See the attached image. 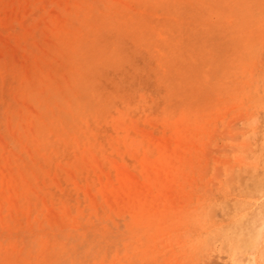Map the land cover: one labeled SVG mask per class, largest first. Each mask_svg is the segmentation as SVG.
Masks as SVG:
<instances>
[{
	"label": "rangeland",
	"instance_id": "rangeland-1",
	"mask_svg": "<svg viewBox=\"0 0 264 264\" xmlns=\"http://www.w3.org/2000/svg\"><path fill=\"white\" fill-rule=\"evenodd\" d=\"M250 260L264 0H0V264Z\"/></svg>",
	"mask_w": 264,
	"mask_h": 264
},
{
	"label": "bare ground",
	"instance_id": "bare-ground-1",
	"mask_svg": "<svg viewBox=\"0 0 264 264\" xmlns=\"http://www.w3.org/2000/svg\"><path fill=\"white\" fill-rule=\"evenodd\" d=\"M174 2V1H173ZM212 2V1H211ZM167 3V2H166ZM166 3H165V5H166ZM200 3V2H199ZM207 3V2H206ZM223 3V2H222ZM234 3V2H233ZM236 3V2H235ZM212 5V4H211ZM217 6V5H216ZM161 7V6H160ZM211 7V6H210ZM226 7V6H225ZM161 9H163V8H161ZM210 9V8H209ZM230 9V8H229ZM231 12V11H230ZM212 15V14H211ZM214 15V14H213ZM124 16V15H123ZM140 16V15H139ZM141 17V16H140ZM181 18V17H180ZM123 20V19H122ZM182 20V19H181ZM148 21V20H147ZM122 22V21H121ZM142 22V21H141ZM172 22V21H171ZM132 23V22H131ZM148 24V23H147ZM169 24V23H168ZM158 25V24H157ZM188 25V24H187ZM186 25V26H187ZM213 25V24H212ZM130 26V25H129ZM211 26V25H210ZM187 27H190V26H187ZM214 27V26H213ZM131 28H132V26H131ZM147 28V27H146ZM209 29V28H208ZM149 31V30H148ZM153 31V30H152ZM217 32V31H216ZM131 33V32H130ZM140 35V34H139ZM148 35V34H147ZM202 35H203V33H202ZM208 35V34H207ZM129 36H131V35H129ZM134 36V35H133ZM206 36V35H205ZM127 38V37H126ZM211 39V38H210ZM129 40V39H128ZM132 41V40H131ZM139 42V41H138ZM136 45H137V43H135ZM149 47V46H148ZM182 50V49H181ZM206 50V49H205ZM211 52V51H210ZM195 55V54H194ZM139 56H141V55H139ZM145 56V55H144ZM168 62V61H167ZM172 63V62H171ZM161 64V63H160ZM149 65V64H148ZM172 65V64H171ZM170 66V65H169ZM188 66V65H187ZM154 67V66H153ZM140 68V67H139ZM156 68V67H155ZM147 70V69H146ZM158 71V70H157ZM158 74V73H157ZM166 79V78H165ZM161 80V79H160ZM174 80V79H173ZM141 81V80H140ZM125 84V83H124ZM178 85V84H177ZM10 144V143H9ZM247 264H255L254 262H251V260L250 261H248L247 262Z\"/></svg>",
	"mask_w": 264,
	"mask_h": 264
}]
</instances>
